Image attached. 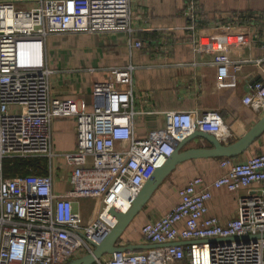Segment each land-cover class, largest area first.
<instances>
[{
  "label": "built area",
  "instance_id": "1",
  "mask_svg": "<svg viewBox=\"0 0 264 264\" xmlns=\"http://www.w3.org/2000/svg\"><path fill=\"white\" fill-rule=\"evenodd\" d=\"M199 6V0H185L186 28L193 33ZM131 19L130 0H36L29 9L0 0V264H64L86 253L116 224L110 208L127 210L179 141L196 130L223 132L218 110H170L163 112L162 127L136 137L134 116L142 110L135 109L132 82L125 90L95 84L91 108L82 99L52 96L49 35L130 36ZM134 44L142 46L139 40ZM242 101L264 111V80L251 84ZM59 117L75 121V148L62 154L52 148V122ZM34 156L45 159L46 172L4 173L6 159ZM56 158L69 168L70 188L62 193L54 189ZM219 166V177H193L178 191L175 205L141 225L142 239L158 247L115 252L93 264H264V152L240 162L222 157ZM212 188L246 189L235 216L225 222L208 214ZM85 199L96 203L91 219L83 216ZM244 235L258 237L225 241Z\"/></svg>",
  "mask_w": 264,
  "mask_h": 264
},
{
  "label": "crops",
  "instance_id": "2",
  "mask_svg": "<svg viewBox=\"0 0 264 264\" xmlns=\"http://www.w3.org/2000/svg\"><path fill=\"white\" fill-rule=\"evenodd\" d=\"M3 1H12L20 9L36 4V0ZM199 5L196 33L186 28L185 0H130V36L124 31L49 35L45 50L52 69V96L82 99L91 108L95 84L110 83L125 90L132 82L135 109L142 110L134 116L136 137L162 127L166 111L201 114L218 110L224 128L216 137L237 140L264 114L242 101L251 84L264 80V0H199ZM138 40L140 48L134 46ZM199 46L204 49L198 50ZM237 64L240 69L235 68ZM75 142L74 119H54L53 151L70 152ZM207 147L210 143L197 136L182 150ZM260 152H264V132L232 159L240 162ZM220 159L199 157L177 164L127 226L119 244H149L141 237V225L160 218L175 205L178 191L193 177L201 176L205 182L219 177L224 171ZM60 163L64 165L56 158L54 189L62 193L70 188L69 168L64 165L63 172ZM29 171L44 173L46 168L29 167ZM211 193L208 214L225 222L235 216L238 197L246 189L212 188Z\"/></svg>",
  "mask_w": 264,
  "mask_h": 264
},
{
  "label": "water",
  "instance_id": "3",
  "mask_svg": "<svg viewBox=\"0 0 264 264\" xmlns=\"http://www.w3.org/2000/svg\"><path fill=\"white\" fill-rule=\"evenodd\" d=\"M264 132V114L237 140L226 142L213 134L196 130L179 141L174 151L167 157L166 161L156 168L145 180L139 192L133 198L131 206L122 211L116 207H111L109 212L116 219V224L107 233V235L98 243H92L91 250L84 254L69 259L64 264H93L102 259L106 254L123 251H138L158 247L156 244H125L120 245V238L131 223V221L140 213L143 207L151 198L152 194L158 189L163 180L175 168V166L185 160L193 158H234L243 153L259 136ZM201 137L210 143L207 148H191L182 150L183 146L191 138ZM257 235H244L226 238L225 241H248L255 239ZM264 237V234H263ZM217 239H212L216 241Z\"/></svg>",
  "mask_w": 264,
  "mask_h": 264
},
{
  "label": "trees",
  "instance_id": "4",
  "mask_svg": "<svg viewBox=\"0 0 264 264\" xmlns=\"http://www.w3.org/2000/svg\"><path fill=\"white\" fill-rule=\"evenodd\" d=\"M43 162L36 158H12L4 161V173L8 176L22 174L28 172V168L39 167L45 169V161ZM43 163V165H39Z\"/></svg>",
  "mask_w": 264,
  "mask_h": 264
},
{
  "label": "rangeland",
  "instance_id": "5",
  "mask_svg": "<svg viewBox=\"0 0 264 264\" xmlns=\"http://www.w3.org/2000/svg\"><path fill=\"white\" fill-rule=\"evenodd\" d=\"M3 1V0H1ZM17 8H19V6L15 5ZM29 158H36L40 161L43 162L42 158L40 156H34V157H29ZM44 159V158H43ZM45 161V159H44ZM43 165V163H40L39 165ZM61 166V163H60ZM62 171L64 172V170L66 171V168L64 167V165L61 166ZM82 212H83V216L85 217V219H91L92 215L94 213V211L96 210V203H94L92 200L89 199H85L84 202H82ZM84 254V253H82ZM109 254H106L103 256V259H108L109 258Z\"/></svg>",
  "mask_w": 264,
  "mask_h": 264
},
{
  "label": "bare ground",
  "instance_id": "6",
  "mask_svg": "<svg viewBox=\"0 0 264 264\" xmlns=\"http://www.w3.org/2000/svg\"><path fill=\"white\" fill-rule=\"evenodd\" d=\"M118 206L121 207V208H126V206H124L123 203H119Z\"/></svg>",
  "mask_w": 264,
  "mask_h": 264
}]
</instances>
